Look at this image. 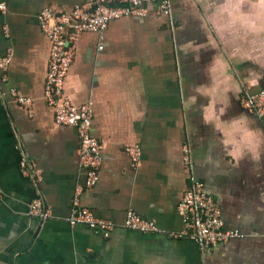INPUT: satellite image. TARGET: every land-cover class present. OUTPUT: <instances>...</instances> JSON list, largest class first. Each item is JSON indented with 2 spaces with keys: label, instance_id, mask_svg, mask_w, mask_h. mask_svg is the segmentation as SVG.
Returning <instances> with one entry per match:
<instances>
[{
  "label": "crops",
  "instance_id": "crops-1",
  "mask_svg": "<svg viewBox=\"0 0 264 264\" xmlns=\"http://www.w3.org/2000/svg\"><path fill=\"white\" fill-rule=\"evenodd\" d=\"M86 1L0 0V65L10 60L0 67V264H264V124L242 106L245 91L264 93V0H172V21L150 3L147 15L112 22L101 51L96 34L78 38L64 95L93 109L102 168L81 203L115 225L109 238L68 223L87 175L77 130L59 125L45 99L52 48L38 17ZM23 158L40 170L39 184L22 172ZM191 176L241 235L205 254L174 236ZM37 195L50 219L30 217ZM130 209L164 233L123 228Z\"/></svg>",
  "mask_w": 264,
  "mask_h": 264
},
{
  "label": "built area",
  "instance_id": "built-area-1",
  "mask_svg": "<svg viewBox=\"0 0 264 264\" xmlns=\"http://www.w3.org/2000/svg\"><path fill=\"white\" fill-rule=\"evenodd\" d=\"M157 4V14L172 21V0H87L83 6L74 8L70 13L60 14L52 9L44 10L38 17L42 32L50 42L51 56L48 65L45 99L55 109V121L59 125L74 127L77 130L80 146L78 159L80 167L86 171L85 185L78 186L73 199V209L68 223L71 227H85L94 233L109 238L116 229L112 222L96 218L91 210L84 208L81 196L84 189L95 187L102 168L100 141L92 133L93 109L90 105L75 108L64 95V86L76 54L78 38L84 34H96L99 38L98 49L103 50L105 32L109 25L124 17H143L148 14L146 5ZM7 8L0 4V12ZM9 58L1 62V69L6 70ZM15 102L25 109L32 108V102L11 92ZM244 109L257 115L264 124V93L252 94L248 90L242 98ZM185 160L192 164L191 150L185 146ZM138 147L129 149L132 162L136 165L141 157ZM22 172L37 184L42 180L40 170L35 163L23 158ZM4 193L0 188V200ZM178 213L183 222V231L176 237L192 239L203 254L218 245L226 244L241 235L225 228L222 211L216 200L206 192L205 184L194 176L190 186L178 205ZM32 218L46 220L51 218V211L46 207L41 195H37L29 206ZM123 228L141 234L164 233L154 222L141 217L133 209L128 210ZM173 235V234H171Z\"/></svg>",
  "mask_w": 264,
  "mask_h": 264
}]
</instances>
